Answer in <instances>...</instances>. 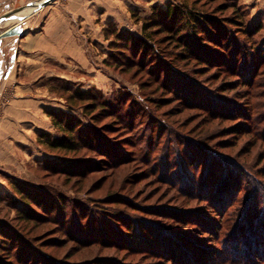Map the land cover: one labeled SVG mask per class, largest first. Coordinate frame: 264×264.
Masks as SVG:
<instances>
[{
	"label": "rangeland",
	"instance_id": "rangeland-1",
	"mask_svg": "<svg viewBox=\"0 0 264 264\" xmlns=\"http://www.w3.org/2000/svg\"><path fill=\"white\" fill-rule=\"evenodd\" d=\"M25 16L26 32L64 19L78 46L22 65L18 35L0 40V130L22 83L39 104L31 130L0 136V264H264V0H53ZM51 112L77 140L88 128L77 148L49 144L66 136Z\"/></svg>",
	"mask_w": 264,
	"mask_h": 264
},
{
	"label": "crops",
	"instance_id": "crops-1",
	"mask_svg": "<svg viewBox=\"0 0 264 264\" xmlns=\"http://www.w3.org/2000/svg\"><path fill=\"white\" fill-rule=\"evenodd\" d=\"M3 2L4 0H0V4H2ZM35 20L36 19L32 21L33 25L29 31L26 32V27L23 26L24 27L23 34L19 35L18 39H13L9 41V42H18V40H20L19 46H21V49L19 47V58H21L22 60L21 61L22 65L23 64L29 65L31 62L36 61V59L39 60L40 57L48 56L49 51L52 50L51 47L54 41L59 42L62 39V41L66 40V41L71 42L72 40H77L75 45L78 46V38L76 37L75 34H73L74 31L72 29H69L70 35L68 37L61 34L62 31L67 32L68 30L67 28L68 23L64 19L61 18L57 20V22H55L53 21V19L47 18L46 21H44V23H41V24L40 22L38 24H35ZM59 23H61V26L58 25ZM39 24H40V27H37V25ZM31 29H33L32 32H30ZM3 58H4V51L0 50V69L2 68ZM16 62H17V59H16ZM16 62L14 63L11 62L9 64L8 68L10 72L13 71V67ZM9 75L10 74H8V77ZM0 76H2L1 73H0ZM20 89L22 93L20 96V100H18L20 101V105H18L19 107L16 105V110L14 112L15 116L12 118V120H8L10 122V125H8L7 122L2 123L3 126L0 130L1 137H7L14 133H15L14 135L19 134L20 129L22 130L23 128L26 130H31L30 122H33L31 120L36 121V119L39 118L38 117L39 104H38L37 99L33 100L32 98L26 97V96L32 95L31 94L32 89L29 87L28 84L25 85V83L24 84L22 83V85L20 86ZM0 126H1V123H0ZM14 129H16V132ZM22 135H25V132H22Z\"/></svg>",
	"mask_w": 264,
	"mask_h": 264
},
{
	"label": "trees",
	"instance_id": "trees-1",
	"mask_svg": "<svg viewBox=\"0 0 264 264\" xmlns=\"http://www.w3.org/2000/svg\"><path fill=\"white\" fill-rule=\"evenodd\" d=\"M176 9L174 8L173 9V11H175ZM180 15V13L178 14H175V12H174V18H177L176 20L178 21V17H180L179 16ZM187 16H189V18H190V21H191V23H192V25L194 26V27H196V28H200V26L201 25H204V23H206L207 21L208 22H211L210 20H209V18H206V16L204 17V18H206V19H204V18H202V17H199V16H197V15H195V14H193L192 12L191 13H189ZM204 20V21H203ZM211 24V23H210ZM212 24H214V23H212ZM210 31V30H209ZM121 33V32H120ZM210 33V32H209ZM95 94V96H94V98H96V99H98L97 98V94H98V92L96 91V93H85V92H77V96H79V97H81V98H87L86 96H93ZM75 95V96H76ZM101 100V99H100ZM99 102H102L100 105L102 106L101 107V112H103V113H105V114H107V116H117V114H118V111H120L121 110V108L120 109H116L115 107V103L113 102V101H109V100H101V101H99ZM96 104V105H95ZM99 103H89V105H87V107L89 108V107H91V106H93V107H98L99 105H98ZM93 107H91V108H93ZM51 114V116L54 118V120H57V122H58V125H60L61 126V128H62V131L66 134V136L65 137H60V138H58V139H56V140H49V144H51L53 147H57V148H66V149H72V148H77L80 144H81V141H83V137L81 138V133H83V132H86L87 130H88V128H86V129H80V131H79V138H78V140L80 139L81 141H78L77 140V138L76 137H74V135H72L73 134V132H74V130L72 129V127L71 126H66V125H64L63 124V122L65 121L64 119H63V117H60V116H58L55 112H51L50 113ZM94 118H96V117H94ZM66 124V123H65ZM86 130V131H85ZM84 134V133H83ZM43 136L44 135H46L47 136V133H43L42 134ZM95 135L96 136H98L99 134L97 133V131H95V133H88V137H90L91 139H93L94 137H95ZM50 136L51 135H48V137L50 138ZM249 208V202L247 201L246 203H245V205H244V208H243V211H245L246 209H248ZM242 216H243V213H242ZM260 222V220L258 221V219L255 221V223H253V225H254V227L253 226H251V224H250V229H251V232H253V233H255V234H257L258 235V233H260L258 230H257V223H259ZM256 224V225H255ZM255 243H257V241L255 242ZM22 260V264H27L23 259H21Z\"/></svg>",
	"mask_w": 264,
	"mask_h": 264
},
{
	"label": "water",
	"instance_id": "water-1",
	"mask_svg": "<svg viewBox=\"0 0 264 264\" xmlns=\"http://www.w3.org/2000/svg\"><path fill=\"white\" fill-rule=\"evenodd\" d=\"M52 1L53 0H40V1L34 2L32 4L35 7V9L33 11H35L38 8L44 7L45 5L49 4ZM21 10H23V9H21ZM21 10L7 12L0 17V22L7 19V18L12 17V16H16L17 19H21L19 21V23L11 25L9 28H7L5 31H3L0 34V40H2L3 38H6V37L17 36V35L19 36V35L23 34V25L21 23L25 19L26 16H21V17L17 16L18 12H20Z\"/></svg>",
	"mask_w": 264,
	"mask_h": 264
},
{
	"label": "bare ground",
	"instance_id": "bare-ground-1",
	"mask_svg": "<svg viewBox=\"0 0 264 264\" xmlns=\"http://www.w3.org/2000/svg\"><path fill=\"white\" fill-rule=\"evenodd\" d=\"M35 9V7L34 6H28L27 8H25L24 10H21L18 14H17V16H23V15H25L26 13H28V12H31V11H33ZM14 21H15V19H13ZM12 20V21H13ZM17 20V19H16ZM11 21V20H10ZM16 22V21H15ZM10 23V22H9Z\"/></svg>",
	"mask_w": 264,
	"mask_h": 264
}]
</instances>
